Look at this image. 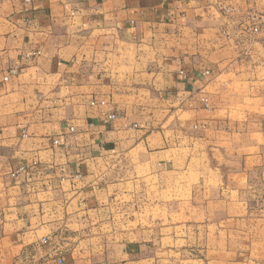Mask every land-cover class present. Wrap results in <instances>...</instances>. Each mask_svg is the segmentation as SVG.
Listing matches in <instances>:
<instances>
[{"label": "crops", "instance_id": "0c3cea01", "mask_svg": "<svg viewBox=\"0 0 264 264\" xmlns=\"http://www.w3.org/2000/svg\"><path fill=\"white\" fill-rule=\"evenodd\" d=\"M253 12L264 0H0V264H262L210 212L243 207L224 180L247 177Z\"/></svg>", "mask_w": 264, "mask_h": 264}, {"label": "rangeland", "instance_id": "374dc122", "mask_svg": "<svg viewBox=\"0 0 264 264\" xmlns=\"http://www.w3.org/2000/svg\"><path fill=\"white\" fill-rule=\"evenodd\" d=\"M254 14L247 17L243 28V35L246 40L248 38L250 40H257L254 37L264 35V14L257 12ZM257 27L260 31L253 34L252 30ZM221 34L228 39L232 35L228 29H222ZM235 41L237 45L235 44L233 55L236 57V61H243L247 57H252L253 65L256 66L258 61L255 58L256 55L253 56V53H251L253 52V48L244 47L242 43L243 39ZM238 42H241V44L238 45ZM258 66L259 76L255 79L249 78L250 94L254 93L257 97L249 98V112L248 114H243L249 124L248 130H246L249 132V147H243L241 151L243 155L248 154L249 160L243 161V169L247 168V177L243 176L242 181H240V178L234 177L224 180L233 189L234 187L243 186V194L241 196L243 207L239 209L214 208L210 212L217 218L225 215L232 219L230 223L231 230L238 242L241 243L244 253L251 255L254 261L264 264V61L259 60ZM254 99H256V103H254ZM203 100L204 103L202 102V104H205L204 107L208 108L206 99ZM240 118V115L236 116V114H233L232 116V120H240ZM246 118L242 117L243 121ZM235 148L234 146H230L227 153H231V156L236 155L234 152ZM225 167L226 170L237 168L238 160L232 159L223 168ZM121 227L123 228V226Z\"/></svg>", "mask_w": 264, "mask_h": 264}, {"label": "built area", "instance_id": "2783aa9c", "mask_svg": "<svg viewBox=\"0 0 264 264\" xmlns=\"http://www.w3.org/2000/svg\"><path fill=\"white\" fill-rule=\"evenodd\" d=\"M28 2H31L32 0H27ZM260 30H259V28L257 27V28H255L254 30H252V33L253 34H256V33H258ZM11 75H15V74H17V72L15 71V70H13L11 73H10ZM8 77H6L5 78V81H8ZM60 264H62V262L60 261Z\"/></svg>", "mask_w": 264, "mask_h": 264}]
</instances>
